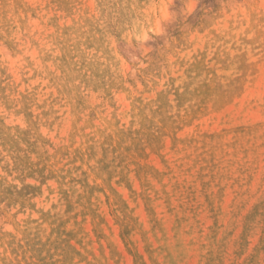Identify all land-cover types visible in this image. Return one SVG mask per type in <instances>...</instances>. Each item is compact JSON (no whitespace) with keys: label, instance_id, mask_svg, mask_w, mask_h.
Returning <instances> with one entry per match:
<instances>
[{"label":"rangeland","instance_id":"1","mask_svg":"<svg viewBox=\"0 0 264 264\" xmlns=\"http://www.w3.org/2000/svg\"><path fill=\"white\" fill-rule=\"evenodd\" d=\"M0 264H264V0H0Z\"/></svg>","mask_w":264,"mask_h":264},{"label":"bare ground","instance_id":"2","mask_svg":"<svg viewBox=\"0 0 264 264\" xmlns=\"http://www.w3.org/2000/svg\"><path fill=\"white\" fill-rule=\"evenodd\" d=\"M59 215V214H58ZM59 217V216H58ZM27 226V225H26Z\"/></svg>","mask_w":264,"mask_h":264}]
</instances>
